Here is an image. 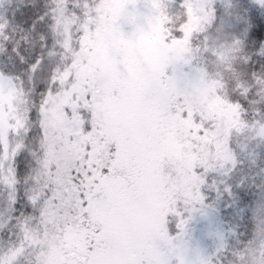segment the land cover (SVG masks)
I'll list each match as a JSON object with an SVG mask.
<instances>
[{
    "label": "snow or ice",
    "instance_id": "6c2138e0",
    "mask_svg": "<svg viewBox=\"0 0 264 264\" xmlns=\"http://www.w3.org/2000/svg\"><path fill=\"white\" fill-rule=\"evenodd\" d=\"M0 264H264V0H0Z\"/></svg>",
    "mask_w": 264,
    "mask_h": 264
},
{
    "label": "trees",
    "instance_id": "16d2710c",
    "mask_svg": "<svg viewBox=\"0 0 264 264\" xmlns=\"http://www.w3.org/2000/svg\"><path fill=\"white\" fill-rule=\"evenodd\" d=\"M231 217L227 213L225 205L220 202L215 205L214 211L207 215H197L188 226L187 240L193 249L211 251L214 246L213 234L228 227ZM178 230L170 226V234L175 235Z\"/></svg>",
    "mask_w": 264,
    "mask_h": 264
},
{
    "label": "rangeland",
    "instance_id": "374dc122",
    "mask_svg": "<svg viewBox=\"0 0 264 264\" xmlns=\"http://www.w3.org/2000/svg\"><path fill=\"white\" fill-rule=\"evenodd\" d=\"M170 226L173 227L174 226V222Z\"/></svg>",
    "mask_w": 264,
    "mask_h": 264
}]
</instances>
